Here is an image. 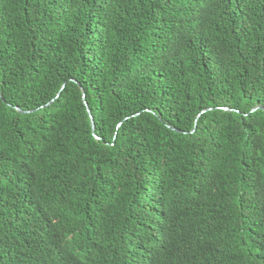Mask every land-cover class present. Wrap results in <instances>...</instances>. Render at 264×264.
I'll return each instance as SVG.
<instances>
[{"label": "trees", "instance_id": "1", "mask_svg": "<svg viewBox=\"0 0 264 264\" xmlns=\"http://www.w3.org/2000/svg\"><path fill=\"white\" fill-rule=\"evenodd\" d=\"M93 251L264 264V0H0V264Z\"/></svg>", "mask_w": 264, "mask_h": 264}, {"label": "clouds", "instance_id": "2", "mask_svg": "<svg viewBox=\"0 0 264 264\" xmlns=\"http://www.w3.org/2000/svg\"><path fill=\"white\" fill-rule=\"evenodd\" d=\"M108 261L103 257L102 251H93L87 257V264H107Z\"/></svg>", "mask_w": 264, "mask_h": 264}, {"label": "water", "instance_id": "3", "mask_svg": "<svg viewBox=\"0 0 264 264\" xmlns=\"http://www.w3.org/2000/svg\"><path fill=\"white\" fill-rule=\"evenodd\" d=\"M86 104H87V102H86Z\"/></svg>", "mask_w": 264, "mask_h": 264}]
</instances>
